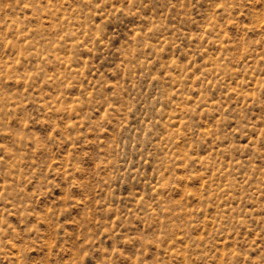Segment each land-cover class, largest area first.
I'll return each instance as SVG.
<instances>
[{
  "label": "rangeland",
  "instance_id": "rangeland-1",
  "mask_svg": "<svg viewBox=\"0 0 264 264\" xmlns=\"http://www.w3.org/2000/svg\"><path fill=\"white\" fill-rule=\"evenodd\" d=\"M0 264H264V0H0Z\"/></svg>",
  "mask_w": 264,
  "mask_h": 264
}]
</instances>
